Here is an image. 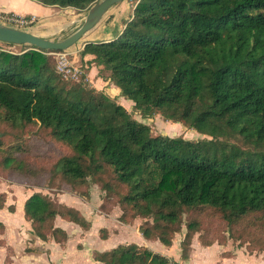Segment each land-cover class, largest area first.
Returning a JSON list of instances; mask_svg holds the SVG:
<instances>
[{"label":"trees","instance_id":"obj_1","mask_svg":"<svg viewBox=\"0 0 264 264\" xmlns=\"http://www.w3.org/2000/svg\"><path fill=\"white\" fill-rule=\"evenodd\" d=\"M31 1L84 11L98 0ZM23 46L20 53L0 49V171L7 180L83 197L95 185L100 210L117 207L126 225L139 219L142 237L164 246L183 224L182 259L195 235L204 246L231 240L250 254L264 252V0H137L118 36L86 42L79 52L142 118L157 114L206 136L197 141L151 135L104 93L65 82L48 54L55 51ZM33 137L67 153L46 170L31 168L24 155ZM238 137L247 148L229 141ZM23 211L43 241L66 239L54 228L56 216L89 227L78 211L41 193ZM207 219L220 229L208 231ZM94 259L169 264L133 244Z\"/></svg>","mask_w":264,"mask_h":264},{"label":"crops","instance_id":"obj_2","mask_svg":"<svg viewBox=\"0 0 264 264\" xmlns=\"http://www.w3.org/2000/svg\"><path fill=\"white\" fill-rule=\"evenodd\" d=\"M56 8L42 6L31 0H0V13L31 17L38 21L46 19ZM132 8L128 0L112 6L100 22L84 35L86 38L77 42L81 44L74 50V57L80 63L90 60L91 56H85L82 60L79 57L84 43L104 42L118 36L125 23L130 20ZM36 35L44 37L40 33ZM87 68L86 78L91 86L109 93L115 102L120 99L117 104L133 107L132 102L123 100L124 97L115 86L98 76V67L91 65ZM33 193H41L78 211L89 227L83 229L56 216L54 228L61 230L66 239L56 241L49 237L47 240H40L32 233L30 222L25 219L23 211L25 201ZM0 195L3 196V206L0 208V223L3 225L0 233V240L3 241L0 245V264H101L94 259L96 253L131 244L168 259L169 264H264V252L250 254L231 240L224 244L204 246L196 237L190 242L187 257L182 259L180 236L174 238L170 246H164L156 240H146L138 230L139 219L126 225L118 220V208H113L109 213L100 210L101 193L95 185L90 187L89 196L83 197L70 190L24 187L12 181H0Z\"/></svg>","mask_w":264,"mask_h":264},{"label":"rangeland","instance_id":"obj_3","mask_svg":"<svg viewBox=\"0 0 264 264\" xmlns=\"http://www.w3.org/2000/svg\"><path fill=\"white\" fill-rule=\"evenodd\" d=\"M136 1L137 0H128L129 6L130 7L133 6ZM86 12L87 10L77 11L71 8H67V9L56 8V9H53V11H51V13L48 15L46 19H42L41 21L34 19L32 21H29L26 26L18 27L17 29L25 30L33 34L40 33L46 39L58 41L70 35L82 24L83 19L86 15ZM84 38L86 37L83 36L81 40H84ZM80 44L81 43H75L74 45H72L71 47H69L68 49L64 51H55V52H50L48 54L51 56L53 60L56 72L62 77V79L65 82L69 84L83 82V83H86L89 87L94 88L93 86H91V84L88 82L86 78L88 66L84 62L80 63L78 59L74 57L76 54V53L74 54V50H77ZM0 49L11 51L13 53H20L21 51L25 49V47L23 45H7V43L0 42ZM62 55H65L64 58L62 57ZM65 59L67 60V63L69 64V66L70 65L72 66V67L70 66L71 74L75 72V76L69 74L67 77H63V74L59 71L58 67L61 66L62 62H65ZM73 68H75L76 70L73 71ZM98 76H101L104 80V78L108 76V73L101 71L100 73L98 72ZM103 92L106 96H108L111 100H113L110 97L109 93L107 92L105 93V91ZM123 100H125L126 102H132L126 98H124ZM116 102L119 103L120 99H118ZM124 108L131 115L133 119L147 125L149 127L151 135L182 137L183 139L192 140V141H197V140L206 138V136L197 133L195 130L189 129L188 127L180 123H172L170 121H167L160 115L155 114L149 118H142L141 115L133 109V107L126 106ZM33 128H31L30 131H32V133H35ZM1 136H3V134L2 135L0 134V137ZM229 141L231 143L236 144L241 149L247 148V146L243 144L242 140L239 137L232 138ZM31 142L33 144L31 150L29 151L28 154L24 155V157L27 160L28 166H30L31 168H42V170H46L48 166L52 165L58 157L67 153V151L64 148H61L58 145H54L53 143L47 141V139L45 138L36 139L35 137H33ZM3 173L0 171V181L1 182H11L10 180H7V177L4 176L5 174ZM19 184L23 185L24 187L34 186L26 182L19 183ZM109 202L113 203L111 200H109ZM105 210L106 209L104 207L102 211H105ZM182 218L185 221V218H187V215L183 214ZM205 226L208 229V231H212V232H214V230L218 231L220 229V225H218L216 221L213 219L205 220ZM184 233H185V227L182 224L181 231L178 234H175L173 237L177 238V236H180V242H181L183 239ZM195 237L197 238V235H195L194 238ZM233 243L237 244L236 242H233Z\"/></svg>","mask_w":264,"mask_h":264},{"label":"water","instance_id":"obj_4","mask_svg":"<svg viewBox=\"0 0 264 264\" xmlns=\"http://www.w3.org/2000/svg\"><path fill=\"white\" fill-rule=\"evenodd\" d=\"M122 1L98 0L87 10L82 24L70 35L58 41L49 40L31 32L0 23V42L12 45H29L45 51H64L81 40L87 32L100 22L112 6Z\"/></svg>","mask_w":264,"mask_h":264},{"label":"built area","instance_id":"obj_5","mask_svg":"<svg viewBox=\"0 0 264 264\" xmlns=\"http://www.w3.org/2000/svg\"><path fill=\"white\" fill-rule=\"evenodd\" d=\"M34 20L33 18H26L25 16H18V15H8L5 17H0V23H3L4 25L13 27V28H18L22 26H26L29 21ZM65 55H62L64 58ZM71 66V65H70ZM70 66L67 63V60L65 59V62H62L61 66L58 67L59 71L63 74V77H67L69 74L75 76V72L71 74ZM72 67V66H71ZM76 69L73 68V71Z\"/></svg>","mask_w":264,"mask_h":264}]
</instances>
